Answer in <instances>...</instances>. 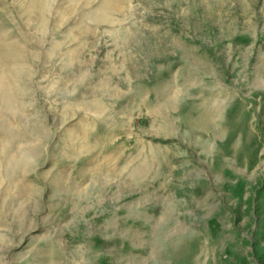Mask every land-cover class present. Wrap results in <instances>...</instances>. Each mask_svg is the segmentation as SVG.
I'll use <instances>...</instances> for the list:
<instances>
[{"label":"rangeland","instance_id":"obj_1","mask_svg":"<svg viewBox=\"0 0 264 264\" xmlns=\"http://www.w3.org/2000/svg\"><path fill=\"white\" fill-rule=\"evenodd\" d=\"M41 3L0 0V264H264V0Z\"/></svg>","mask_w":264,"mask_h":264},{"label":"bare ground","instance_id":"obj_2","mask_svg":"<svg viewBox=\"0 0 264 264\" xmlns=\"http://www.w3.org/2000/svg\"><path fill=\"white\" fill-rule=\"evenodd\" d=\"M50 0H42V11H44L45 13H47L48 9V2ZM105 10V9H104ZM111 18V17H110ZM44 29V27H42ZM17 71V70H16ZM0 99L7 105V107L9 108L10 111L14 112L15 111V102L13 99V94H12V89L8 86V84H6L3 80V78L0 76ZM4 108V107H3ZM6 109V107H5ZM33 138V137H32ZM33 141V140H32ZM36 142V141H35ZM37 144V143H35ZM28 145V144H27ZM33 145V144H32ZM32 145L30 147H32ZM38 145V144H37ZM29 148V146H28ZM36 148V147H35ZM38 148V147H37ZM25 149V147H24ZM33 149V148H32ZM30 150V149H29ZM34 150V149H33ZM36 150V149H35ZM33 152V151H32ZM30 152V153H32ZM35 152V151H34ZM22 160V159H21ZM59 181V180H58ZM62 181V180H61Z\"/></svg>","mask_w":264,"mask_h":264}]
</instances>
